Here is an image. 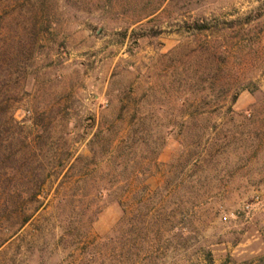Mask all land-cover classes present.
Masks as SVG:
<instances>
[{"label": "rangeland", "instance_id": "obj_1", "mask_svg": "<svg viewBox=\"0 0 264 264\" xmlns=\"http://www.w3.org/2000/svg\"><path fill=\"white\" fill-rule=\"evenodd\" d=\"M0 264H264V0H0Z\"/></svg>", "mask_w": 264, "mask_h": 264}, {"label": "trees", "instance_id": "obj_2", "mask_svg": "<svg viewBox=\"0 0 264 264\" xmlns=\"http://www.w3.org/2000/svg\"><path fill=\"white\" fill-rule=\"evenodd\" d=\"M27 219H28V218H27ZM27 219H26V220H27ZM26 220H23V221H22V224H23L24 222H26Z\"/></svg>", "mask_w": 264, "mask_h": 264}]
</instances>
